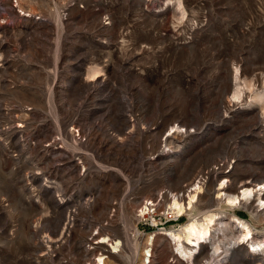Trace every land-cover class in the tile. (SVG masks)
<instances>
[{
	"label": "rangeland",
	"instance_id": "rangeland-1",
	"mask_svg": "<svg viewBox=\"0 0 264 264\" xmlns=\"http://www.w3.org/2000/svg\"><path fill=\"white\" fill-rule=\"evenodd\" d=\"M0 42V264H190L211 212L194 264H264V0H0Z\"/></svg>",
	"mask_w": 264,
	"mask_h": 264
},
{
	"label": "bare ground",
	"instance_id": "bare-ground-1",
	"mask_svg": "<svg viewBox=\"0 0 264 264\" xmlns=\"http://www.w3.org/2000/svg\"><path fill=\"white\" fill-rule=\"evenodd\" d=\"M0 44L2 43L0 42ZM0 56H2L1 52H0ZM199 188L200 186L194 185L192 189L187 191L188 192L186 196L187 201H184V202H181L179 197L173 195L170 198L169 205L166 207L165 210L173 213L174 215H181L184 212L190 211L193 206V203L195 202L198 196L197 194H198ZM223 188H224V185L222 184L220 185V188H218V193H220L219 197L223 195L225 202H227L230 206L240 204L241 199H245L247 201L250 200V198L252 197L254 193V188L248 187V186H245L242 192L241 193L238 192V194L226 192L225 189L223 190ZM259 200L261 202L260 205L264 207V200L260 196H259ZM147 205L148 203L146 202V205L142 208L143 212L148 209ZM215 219H216L215 213L211 212V213L206 214L204 218L190 221L184 227H182L179 232H176V233L167 232L165 233V235L171 236L173 240L176 242V247H177L179 254H181V256H184V258H187L188 262L193 263L192 258L194 256V253H196L201 243L207 237L210 236L211 227L213 226ZM238 219L245 226V228L240 234V238L243 240H247L251 238L252 233H251V229L249 228V226L245 224V222L241 220L240 218ZM106 241H108V239L106 237H103V240L99 241L98 243L105 244ZM120 244L121 242L119 240L116 242L113 241L112 248L117 249L118 247H120ZM148 248L149 247H147L146 250H144L145 252L143 254V259L148 258L150 262L152 253H151V250ZM213 255L215 254L213 253ZM180 259H183V258L180 257ZM105 261H106V256H103L101 254L100 256L95 258V260L91 262L90 264H105Z\"/></svg>",
	"mask_w": 264,
	"mask_h": 264
},
{
	"label": "built area",
	"instance_id": "built-area-1",
	"mask_svg": "<svg viewBox=\"0 0 264 264\" xmlns=\"http://www.w3.org/2000/svg\"><path fill=\"white\" fill-rule=\"evenodd\" d=\"M166 220H174V217H172V215L170 213H168V217L166 218Z\"/></svg>",
	"mask_w": 264,
	"mask_h": 264
}]
</instances>
